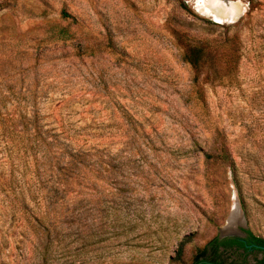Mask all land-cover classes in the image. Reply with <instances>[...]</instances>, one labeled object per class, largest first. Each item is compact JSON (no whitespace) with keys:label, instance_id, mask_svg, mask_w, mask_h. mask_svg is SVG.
Listing matches in <instances>:
<instances>
[{"label":"rangeland","instance_id":"1","mask_svg":"<svg viewBox=\"0 0 264 264\" xmlns=\"http://www.w3.org/2000/svg\"><path fill=\"white\" fill-rule=\"evenodd\" d=\"M230 1L217 22L200 0H0L8 108L88 151L60 172L0 131V264H194L224 229L264 239V0Z\"/></svg>","mask_w":264,"mask_h":264},{"label":"trees","instance_id":"2","mask_svg":"<svg viewBox=\"0 0 264 264\" xmlns=\"http://www.w3.org/2000/svg\"><path fill=\"white\" fill-rule=\"evenodd\" d=\"M190 61L196 65L197 59L190 58ZM9 97L0 93V131L3 135H15L14 138L24 147V152L30 153L37 157L39 152L46 153L45 156H50L56 159V168L67 173L81 170L86 164V156L88 151L81 148L75 149L70 139L59 138L56 135L52 139L47 138L43 133L44 125L41 123V118L38 110L33 111L30 115L27 106L21 104L15 105L11 110L8 108L7 100ZM56 143L57 146H54ZM53 145V146H52ZM56 150L53 152L52 150ZM253 235V234H252ZM255 241L264 244V239L253 235ZM217 238L212 241L215 242ZM204 254V251L202 252ZM194 264H213L212 261L203 263L201 261Z\"/></svg>","mask_w":264,"mask_h":264},{"label":"flooded vegetation","instance_id":"3","mask_svg":"<svg viewBox=\"0 0 264 264\" xmlns=\"http://www.w3.org/2000/svg\"><path fill=\"white\" fill-rule=\"evenodd\" d=\"M241 227L231 235L217 237V240L210 245L213 248L214 257L200 261L226 264L225 256H229L231 264H264V250L262 249L264 244L255 241L254 234L246 227Z\"/></svg>","mask_w":264,"mask_h":264},{"label":"bare ground","instance_id":"4","mask_svg":"<svg viewBox=\"0 0 264 264\" xmlns=\"http://www.w3.org/2000/svg\"><path fill=\"white\" fill-rule=\"evenodd\" d=\"M200 2L201 3L198 5V11L201 14L215 18L217 22H222L224 19H228V21H235L243 13V8L239 7L236 2H232L230 0H200ZM240 216V204L236 198H234L231 217L227 224L228 230H233L235 228V226L240 222Z\"/></svg>","mask_w":264,"mask_h":264},{"label":"water","instance_id":"5","mask_svg":"<svg viewBox=\"0 0 264 264\" xmlns=\"http://www.w3.org/2000/svg\"><path fill=\"white\" fill-rule=\"evenodd\" d=\"M230 217H231V214H230V216H229V219H230ZM229 219H228V221H229ZM227 224H228V223H227ZM228 235H231V233L225 231V229L222 230V233H221V236H222V237H224V236H228ZM262 249L264 250V247H263Z\"/></svg>","mask_w":264,"mask_h":264}]
</instances>
